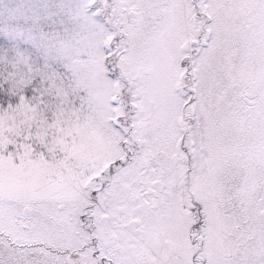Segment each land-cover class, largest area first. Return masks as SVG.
Wrapping results in <instances>:
<instances>
[{
  "label": "snow or ice",
  "instance_id": "snow-or-ice-1",
  "mask_svg": "<svg viewBox=\"0 0 264 264\" xmlns=\"http://www.w3.org/2000/svg\"><path fill=\"white\" fill-rule=\"evenodd\" d=\"M0 264H264V0H0Z\"/></svg>",
  "mask_w": 264,
  "mask_h": 264
}]
</instances>
